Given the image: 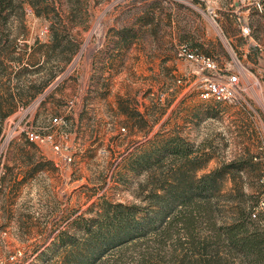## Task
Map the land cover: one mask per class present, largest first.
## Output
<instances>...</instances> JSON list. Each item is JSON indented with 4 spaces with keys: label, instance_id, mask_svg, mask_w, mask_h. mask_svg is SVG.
Here are the masks:
<instances>
[{
    "label": "rangeland",
    "instance_id": "1",
    "mask_svg": "<svg viewBox=\"0 0 264 264\" xmlns=\"http://www.w3.org/2000/svg\"><path fill=\"white\" fill-rule=\"evenodd\" d=\"M18 1L21 9L0 21L1 33L13 40L0 57L1 94L19 71L18 58L31 72L21 80L38 78L29 62L43 60L38 46L49 43L56 16L60 30H68L80 48L68 64L46 65L64 68L31 103L2 105L7 115L0 120V264H73L78 254L89 253L87 224L92 229L99 223L117 225L128 208L135 207L133 214L140 218L167 206L172 198L165 189L178 184L181 170L177 164L172 168L173 156L155 160L173 138L191 147L180 165L186 172L182 186L223 163H243L235 177L222 176L209 191L192 189L194 201L212 196L210 203L221 211L219 222L229 220L241 200L255 205L264 191V8L241 0H37V6ZM119 33L130 38L124 42ZM182 45L211 56L217 76L239 75V105L200 99L199 80L206 71L202 61L178 56ZM102 52L111 59L112 99L119 94L139 98L145 113L146 105L152 107L155 132L143 130L134 150L109 148L107 118L97 132L74 127L70 136L65 114L81 102L91 62ZM13 82L22 85L16 77ZM55 107L62 114H55ZM31 133L39 138L32 141ZM145 154L152 155L151 168L138 162ZM53 159L61 162L60 171ZM26 162L31 169L45 164V171L17 180L19 164ZM116 204L124 205L118 215L110 207ZM198 204L209 206L203 200Z\"/></svg>",
    "mask_w": 264,
    "mask_h": 264
},
{
    "label": "trees",
    "instance_id": "2",
    "mask_svg": "<svg viewBox=\"0 0 264 264\" xmlns=\"http://www.w3.org/2000/svg\"><path fill=\"white\" fill-rule=\"evenodd\" d=\"M30 3L37 6V0H30ZM17 7L21 9L18 0H0V21L5 23L9 14ZM72 16L75 17L72 14L71 19ZM61 22V18L56 16L50 25L49 43H41L38 46L44 50L43 60L29 62L34 69L33 74H39L38 78L21 80V76L31 72L28 66L24 65L22 58L17 59L19 71L14 77L18 78L21 82L19 84L22 85L15 84L13 76L7 79L5 93H0V120L7 115L2 113L4 103L12 107L19 101L25 106L28 105L59 75L64 67H46L50 61H63L68 64L79 51L80 42L68 30H60L58 24ZM119 38L127 42L130 37L119 33ZM11 42L13 40L0 31V57L5 55V49ZM32 48L36 50L34 45ZM190 148V144L184 140L173 138L158 152V159L155 160L160 163L163 159L173 156L172 168L177 164L181 170L177 177L178 184L173 183L170 188L165 189L172 198L169 205L158 211L147 212L140 218L133 214L135 207L128 208L126 214L122 215L124 222L117 225L113 222L99 223L92 229L87 224L85 229L90 236L87 243L89 253L78 254L73 264H264V213L257 211L264 191L255 205L247 206L241 200L235 205L232 217L219 222L221 211L213 208L210 203L212 196L205 195L197 199L209 205L202 208L198 204L199 201H194L195 193L192 189L209 191L222 176L231 174L235 177L234 170H242L243 163L239 160L223 163L197 182H188L186 186H182L186 172L182 171L181 166H184V160L189 157ZM151 160L152 155L145 154L140 156L138 162H144L146 168H151ZM132 164L135 171L136 165ZM39 168V165L34 166L29 174L33 175ZM262 183L264 185L263 181ZM161 196V193L157 194V197ZM123 206L116 204L110 207L114 208L118 215ZM5 212L14 215L12 211ZM203 223H207L206 228ZM110 251H114L111 256Z\"/></svg>",
    "mask_w": 264,
    "mask_h": 264
},
{
    "label": "crops",
    "instance_id": "3",
    "mask_svg": "<svg viewBox=\"0 0 264 264\" xmlns=\"http://www.w3.org/2000/svg\"><path fill=\"white\" fill-rule=\"evenodd\" d=\"M108 53L102 52L99 58L96 57L91 62L90 79L84 95L81 96V102H78V106L74 107L69 113H66L65 116L69 123L68 127L71 138L76 134L72 133L74 127L79 130L89 128L97 132L99 129H102L101 126L104 125L106 118L109 119V123H106L109 127L112 126V129L110 127L108 131H106V142L110 145L109 148L113 151L115 148L122 151H130L132 149L134 150L140 144V136L143 130L149 134L155 132L153 129L156 123L152 127V122L149 120L152 117V107L150 108L146 105V111H148V113L142 111L139 98L133 99L131 97L132 99L126 100L125 98L127 97L125 95L119 94L115 99H112V95L114 94L109 89L110 80L112 78L110 68L111 59L108 57ZM177 64L179 65V62H177ZM184 74L188 77L195 76L190 72ZM56 96V101L59 104L62 103V97L59 95ZM50 97L51 96H49L48 99H50ZM46 100L47 99L43 102V106ZM53 112H55V114H62V111L57 107L54 108ZM122 127L126 128V132H121ZM43 159H45V157ZM52 161L54 162L52 165H55L57 170L60 171L62 168L60 165L61 162L59 163L56 159ZM19 166L22 171L17 175V180H21L22 182L28 181L31 179V176L35 175V173L33 175L29 174L31 171V165L29 163H22L19 164ZM44 168L45 164H43L42 168H39L37 172H39V174L40 172H44Z\"/></svg>",
    "mask_w": 264,
    "mask_h": 264
},
{
    "label": "built area",
    "instance_id": "4",
    "mask_svg": "<svg viewBox=\"0 0 264 264\" xmlns=\"http://www.w3.org/2000/svg\"><path fill=\"white\" fill-rule=\"evenodd\" d=\"M247 1L250 3L255 2L256 5L259 6L260 10L264 8V0H241L243 3ZM243 31L248 33L247 28H243ZM177 53L182 59L202 61L203 70H205L207 74L205 73L199 80L198 93L200 99L204 101L213 100L215 102L228 103L231 105L240 104L241 91L243 90L241 88L242 83L239 75H229L226 78L217 76L215 73L217 71V64L215 63V60L211 56L200 52L198 49L190 48L187 45L179 47ZM179 82L182 81L179 80ZM53 120L54 122L61 121L58 117H54ZM125 130L126 129L124 127L121 128V131L125 132ZM29 138L32 141H35L39 138V135L31 133L29 134ZM262 181L264 182V178ZM257 211L264 213V193L257 207Z\"/></svg>",
    "mask_w": 264,
    "mask_h": 264
}]
</instances>
